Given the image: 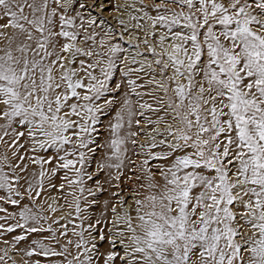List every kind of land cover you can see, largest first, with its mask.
I'll return each mask as SVG.
<instances>
[{
    "label": "snow or ice",
    "instance_id": "1",
    "mask_svg": "<svg viewBox=\"0 0 264 264\" xmlns=\"http://www.w3.org/2000/svg\"><path fill=\"white\" fill-rule=\"evenodd\" d=\"M0 243L264 264V0H0Z\"/></svg>",
    "mask_w": 264,
    "mask_h": 264
},
{
    "label": "rangeland",
    "instance_id": "2",
    "mask_svg": "<svg viewBox=\"0 0 264 264\" xmlns=\"http://www.w3.org/2000/svg\"><path fill=\"white\" fill-rule=\"evenodd\" d=\"M114 2L115 3H125V0H114ZM127 2H131V0H127ZM144 2H145V4H147V3H151V0H144ZM153 15L155 14V13H152ZM112 16H115V17H117V18H122V19H125L126 21H127V19H128V17H127V15H125V16H123V17H121L120 16V13H118V12H115V11H106L105 13H104V17L106 18V19H108L109 20V22L113 25V27L114 28H116L117 29V31H119V25H117V23H116V21L115 20H113V19H111V17ZM136 33H134V35H135ZM159 34V33H158ZM139 37H140V40H143L144 39V33L143 32H140L139 34ZM129 39H130V37L126 34L125 35V41H129ZM151 40V37H149V42H151L150 41ZM136 43L137 41L135 40V39H132L131 40V43ZM124 46L125 47H128V45H127V43H125L124 44ZM140 50L141 51H143L144 50V47H143V44H141V48H140ZM135 54V49H132L131 51H130V53H129V55H134ZM138 59V58H137ZM114 78L116 79V80H119L120 79V76H119V72L117 71L115 74H114ZM102 123H104V124H106L107 123V118H102ZM107 193H104V194H102L101 196H100V199L101 200H103L104 198L106 199L107 198ZM8 239H11V237L9 236V237H7ZM0 245H2V246H0V247H4V245L2 244V243H0ZM19 247H24V244L22 243V244H20L19 245ZM13 258L14 259H16L18 262H19V260H20V254L19 253H15L14 254V256H13Z\"/></svg>",
    "mask_w": 264,
    "mask_h": 264
},
{
    "label": "bare ground",
    "instance_id": "3",
    "mask_svg": "<svg viewBox=\"0 0 264 264\" xmlns=\"http://www.w3.org/2000/svg\"><path fill=\"white\" fill-rule=\"evenodd\" d=\"M147 1V0H146ZM147 4H149V3H147ZM149 39V38H148ZM130 40V39H129ZM151 41V40H150ZM133 43V42H132ZM151 43V42H150ZM139 59V58H138ZM105 199V198H104ZM0 246H2V245H0Z\"/></svg>",
    "mask_w": 264,
    "mask_h": 264
}]
</instances>
